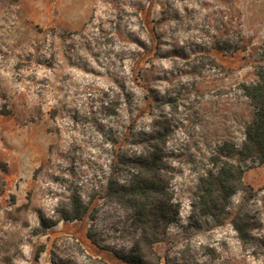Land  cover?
I'll return each mask as SVG.
<instances>
[{
    "label": "rangeland",
    "instance_id": "374dc122",
    "mask_svg": "<svg viewBox=\"0 0 264 264\" xmlns=\"http://www.w3.org/2000/svg\"><path fill=\"white\" fill-rule=\"evenodd\" d=\"M263 48L264 0H0V264H123L138 233L106 182L157 120L179 208L154 246L162 264H264V165L243 163L252 192L224 216L192 208L216 147L241 145L237 85ZM73 194L93 222L60 219ZM238 210L256 224L244 242Z\"/></svg>",
    "mask_w": 264,
    "mask_h": 264
},
{
    "label": "trees",
    "instance_id": "16d2710c",
    "mask_svg": "<svg viewBox=\"0 0 264 264\" xmlns=\"http://www.w3.org/2000/svg\"><path fill=\"white\" fill-rule=\"evenodd\" d=\"M207 59L213 62L212 58ZM255 77L254 82L237 85V90L251 109V118L244 128L239 147L225 141L211 155V170L198 179L192 204L197 216H224L232 196L237 192L246 195L252 192V188L243 181V163L250 161L264 165V48ZM166 143V122L157 120L147 132L139 135L138 151L122 152L112 161L105 198L131 213L138 233L126 254L115 253L123 264H162L154 246L165 240L167 229L176 221L179 211L169 188L171 175L166 164ZM58 214L63 221H81L88 217L93 222L95 217L94 211H89L75 194ZM230 223L242 242L248 239L256 225L250 216L240 210L233 214ZM53 225L54 221L39 216L41 228ZM92 230L91 225L87 237L94 241ZM40 251L36 253V258Z\"/></svg>",
    "mask_w": 264,
    "mask_h": 264
}]
</instances>
